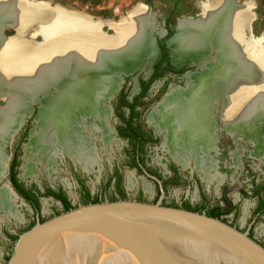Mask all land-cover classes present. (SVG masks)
Segmentation results:
<instances>
[{
    "label": "bare ground",
    "instance_id": "1",
    "mask_svg": "<svg viewBox=\"0 0 264 264\" xmlns=\"http://www.w3.org/2000/svg\"><path fill=\"white\" fill-rule=\"evenodd\" d=\"M220 1L215 0L204 5L206 12L217 8ZM9 9L11 23L17 25L18 34L14 37H6L0 31V100L5 103L4 107L0 106V180L4 172V160L7 157L6 144L13 132L12 116L14 112L25 114L28 110L23 92L31 90L33 95L30 97H34L36 93L42 92L38 90L39 87H43L44 92L54 88L55 93L53 98L43 102L37 120L38 126L28 144L33 158L22 166V169L24 168L25 172L31 175L36 164L41 163L49 169L51 165L54 166V158L68 154L76 163L81 164L85 171L93 172L98 166L99 157L89 133L98 134L108 145L114 141V136L106 123L109 112L104 106V100L111 96L121 76L119 75V78L118 75L109 73L107 68L104 74L112 76L109 87L102 98L96 101L97 91L102 85L101 79L94 76L92 69L95 66L104 68L106 64L94 65L91 62L94 60L95 52L99 48H105L107 55L115 62L114 69L129 74L140 66L138 58L141 53L147 54L151 59H157L158 48L154 41L145 35L144 23L134 25L132 22L133 19L142 16L145 8L143 6L134 8L128 17L121 18L118 22L95 19L83 13L68 11L42 2L0 0V13H7ZM227 12L231 16V22H224L223 25V28L227 29L225 36L229 40L227 45L229 48L234 46L238 50L240 47L235 43L241 42L249 50L254 48L253 54L257 62L248 65L254 71L258 64L264 65L262 56L264 46L252 34H245L250 28L252 16L245 5L236 9L231 7ZM187 20L189 23L186 27L190 33L191 31L202 33L201 27L191 24L200 18L192 20L187 18ZM104 25L112 27L115 34L108 35L104 32L102 29ZM27 28H34L31 37L39 34L42 36V41L25 42L23 35ZM188 33H185V36ZM132 36H137L135 42L128 44L127 40ZM169 45L176 64L191 59L188 58L190 54L182 53L178 39L169 41ZM128 50L130 51L126 54ZM212 50L214 52V47ZM212 50L203 52L204 57L208 55L207 52L212 53ZM241 57L243 58L244 55L241 54ZM220 68L217 62L211 64L201 75H190L186 89L176 87L171 89L148 116L158 130H164L163 147L172 157L184 166L187 158H193L196 168L204 171L208 182H211L217 174L213 165H208L213 161L211 152L217 151L215 146L219 137L217 122H221L228 133H240L247 140L252 141L256 156L261 155L262 151L258 132L254 129L256 125L253 121L256 118L253 116L264 122V110L257 108V105L263 104L264 91L260 88L258 94L260 100L257 98L255 104H251L249 112L247 106L246 110L242 111L231 108L236 102V95L227 93L225 96L227 107L217 119L213 114L217 113L215 96L217 90L224 87L223 82L217 77ZM67 70L70 74L66 79L67 76L62 77L61 74ZM128 181L131 184L130 176ZM17 202L18 198L9 188L6 186L0 188V210L3 211L4 217L16 219L20 217L16 208L20 205Z\"/></svg>",
    "mask_w": 264,
    "mask_h": 264
},
{
    "label": "rangeland",
    "instance_id": "2",
    "mask_svg": "<svg viewBox=\"0 0 264 264\" xmlns=\"http://www.w3.org/2000/svg\"><path fill=\"white\" fill-rule=\"evenodd\" d=\"M34 1V0H29ZM51 6H59L61 8L67 9L68 11H74L83 13L85 15L91 16L95 19H100L104 21H114L118 22L121 18L128 17L134 8L138 6H143L145 12L142 16H138L137 19H133L132 22L134 25L143 24L146 26L145 35L147 38L151 39L155 43V38L158 44H162L165 39L174 34L173 39H178L179 43L182 46V53L184 55H191L188 58H198L201 54V57H204L203 52L212 50L214 47V54L216 55V60L220 65V71L217 73V77L221 82H223V88L217 90L216 92V104L217 113H213L214 116L220 118V114L223 113L226 109V94L231 93L236 95L235 104L231 105L233 109L246 110L248 107V112L250 111L251 104H255V100H260L258 94L259 90L264 91V65L258 64L257 68L253 71L248 66L249 64H255L257 62L254 48L250 50L241 42H236V45H239L240 49L236 50L233 46L232 48L228 47L229 40L225 38L226 30L223 28L224 22H231V16H229L227 11L231 7L235 9L241 5L247 6V11L251 14L252 20L250 23V28L246 30L245 34L250 35L257 39L261 45L264 46V0H221L217 8L211 10H205L204 5L213 3L215 0H43ZM200 16V17H198ZM203 16V17H202ZM198 21H193L194 26L201 27V34L192 32L187 29L189 19H198ZM202 17V18H201ZM186 21V22H185ZM183 22V25L181 23ZM190 24V25H191ZM27 26V22H25ZM17 25L11 23V11L8 10L7 13H0V31L6 37H14L18 34ZM28 29V28H27ZM26 29V30H27ZM103 31L108 35L115 34V30L109 25H104L102 27ZM3 30V31H2ZM189 32V33H188ZM34 28H29L26 33L23 35L25 42L27 40H34L36 43L42 41V36L35 34L33 37ZM185 33L188 35L185 36ZM135 37L132 36L127 40L128 44L135 42ZM232 39V36H231ZM211 45H213L211 47ZM132 49V48H130ZM171 49V48H170ZM130 50L126 52L128 54ZM264 53V52H263ZM209 55L210 52H207ZM241 54L244 55L245 59L241 57ZM141 55H139L140 66L134 72H128L129 74L122 75V81L119 83V88L113 93L109 102L107 99L104 100L105 108H108L109 118L106 122L109 126L111 133L114 136V141L111 144H105V142L99 137L98 134H90V138L95 147V152L99 157L98 166L93 172H88L83 169L81 164L76 163V161L68 154H62L58 158H54V166L51 165L48 169L43 166L41 163L36 164L34 167V173L31 175L27 174L22 169L21 166L28 164L29 160L33 158L31 154V147L27 142L30 137V129L38 126V122L35 123V116L40 115V111L43 108V102L54 97L55 89L51 88L48 92H44L43 87H39L38 90L42 91L41 93H36L34 97L33 92L25 90L23 94L25 95L27 112L25 114L16 113L12 116L13 119V130L15 125H19L21 118L24 116L21 121L19 128L12 132V137L8 138L5 152L8 157L12 155L13 151H16L20 155V167H19V177L27 185L36 188L39 192L45 193L46 190L51 189L55 191H63L67 197L70 199L73 205H78L82 202L83 198V184L88 187L91 194L95 197L102 199H110L112 196L116 195L114 188V183L112 182V177L115 171L121 172L122 185L127 193L129 198L139 199L138 196L140 193L143 194L144 200L153 201L154 196L151 192L144 191V187L150 186L154 187V183L146 175L137 171V168L131 162V157L133 156V145L130 144L127 140L119 138L116 133V125L118 123V118L114 114V107L116 103L117 93L120 89H123L127 94L128 98L132 100L140 91V79L147 80L153 71V60L149 58L147 54L141 60ZM193 55V56H192ZM264 58V54H262ZM92 64H101L105 63L104 68H95L92 69L94 76H97L101 79L102 88L97 91L96 101L102 98V95L106 92L109 87L110 77L105 75L107 68L109 73H115V62L107 55L105 48H99L95 52L93 57ZM185 61V60H183ZM264 64V61H263ZM114 70V72H110ZM134 70V69H133ZM70 71L67 70L62 72L61 76L69 78ZM120 78V76H119ZM65 79V80H66ZM185 78L182 75H176L173 73L164 72V74L156 78L155 82L151 85L148 92L144 98L140 99V104L136 107V118L134 123H140L147 130L153 133L154 136L160 138L159 142L154 143L153 141L148 143H143L142 147V156L145 159L146 165L152 168L155 171H158L160 175H165L167 164L172 162V155L167 149L162 146L163 138L161 134L154 132V124L148 118V114L156 107L158 103L162 101L166 93H169L170 88H175L177 86H184ZM256 82V84H254ZM250 83L249 85H246ZM49 84V83H48ZM46 89V88H45ZM236 92V93H235ZM264 93V92H263ZM36 100V101H35ZM38 100V101H37ZM40 100V102H39ZM35 102V103H34ZM263 104L257 105L258 109L263 108L264 110V99H262ZM31 103L32 107H31ZM4 102L0 100V106L4 107ZM25 104V103H24ZM41 104V105H40ZM108 104V106H107ZM250 105V106H249ZM255 106V105H254ZM253 106V107H254ZM40 107V109H39ZM230 107V106H229ZM39 109V112H38ZM32 111V112H31ZM31 112V113H30ZM128 112V111H127ZM30 113V114H29ZM38 113V114H37ZM28 114V115H27ZM252 117V115H250ZM253 122H255L254 129L258 132L259 140L261 142V133L264 135V131L259 132L257 126L258 124H264V122L257 119L256 116H253ZM252 118V119H253ZM38 120V117H37ZM105 123V124H106ZM36 125V126H35ZM218 127V141L215 143L217 147V152L219 149V141L221 140V147H223V153L220 155L221 158L227 157V152L233 148L232 138H238L236 140L237 148L231 152V156L234 161H236L241 150V141L251 144L253 150L251 155L254 158H260L261 155L256 156L254 154V144L252 141L247 140L240 133H228L225 128L222 126L221 122H217ZM34 129V130H35ZM223 129L224 131H220ZM35 134V131L32 132ZM148 134V133H147ZM32 135V136H33ZM31 136V138H32ZM230 136V137H229ZM234 140V139H233ZM241 140V141H240ZM231 146V147H227ZM262 148V147H261ZM217 157V156H216ZM245 158H248L245 156ZM35 163V160H33ZM182 174H188L187 170H181ZM132 178L131 184L128 181V177ZM111 178V179H110ZM110 179L109 186L106 187L108 180ZM144 179L147 181H144ZM1 183V181H0ZM68 185H67V184ZM147 184V186H146ZM181 186L175 190H170L167 197L164 198L166 205H170L175 200L181 201L182 199L193 198L189 195L190 188ZM214 199V197H212ZM18 205L19 201L17 202ZM19 215L24 214L32 222L34 221V212L32 208L26 209L25 206L16 207ZM62 204L55 197L49 195H43L41 198V215L43 218H49L54 215L56 212L62 210ZM1 214L3 212L0 211ZM243 215V214H241ZM4 217V214L1 215ZM8 218V219H7ZM22 218V216L20 217ZM16 218L7 217L4 219L5 222L9 221V225L21 226L23 223L15 220ZM262 223V222H261ZM259 225V224H258ZM261 225V224H260ZM260 231V230H259ZM261 240L264 239V235L259 237Z\"/></svg>",
    "mask_w": 264,
    "mask_h": 264
},
{
    "label": "water",
    "instance_id": "3",
    "mask_svg": "<svg viewBox=\"0 0 264 264\" xmlns=\"http://www.w3.org/2000/svg\"><path fill=\"white\" fill-rule=\"evenodd\" d=\"M173 36L166 41L168 47ZM169 54L176 67L190 64L200 69L186 71L183 76L201 75L218 62L213 50L181 64L175 63L172 49ZM144 56L142 53L140 61ZM115 73L121 76L120 82L126 75L118 69ZM34 129H30L27 146ZM9 158L4 160V169ZM8 188L19 198L10 184ZM7 264H264V245L248 231L205 212L166 205L161 199L128 197L79 203L43 221L38 219L18 236Z\"/></svg>",
    "mask_w": 264,
    "mask_h": 264
},
{
    "label": "flooded vegetation",
    "instance_id": "4",
    "mask_svg": "<svg viewBox=\"0 0 264 264\" xmlns=\"http://www.w3.org/2000/svg\"><path fill=\"white\" fill-rule=\"evenodd\" d=\"M167 39H165V43ZM157 46H158L159 55L157 59L153 60L154 62H153L152 74L155 71V67H154L155 64H161L162 67L165 64H172L174 67H176L171 61L170 54H169L170 63H168L167 61L160 62V59L162 58L163 55V51L161 49L160 44H158V42H157ZM168 49L170 53V48L168 47ZM176 68L178 69L183 68L184 70L183 72L170 70L168 71V73H173L179 76L182 75V77L185 78L184 86L182 87H186V82H187L186 79L187 76H189V75L183 76V74L186 71L198 72L200 70L196 65H190V64H185L181 67H176ZM155 80L152 82V84L155 82ZM178 87L180 86H177L176 88ZM171 89L172 88H170V90ZM121 90L122 89H120L119 92L117 93L116 103L114 107V114L118 118V123L115 127L116 133L119 136V138L127 140L130 144L133 145V156L131 157L132 160L131 162L135 164L134 166L137 168V171L142 173L143 175H146L149 179L153 181L154 187L150 186V189L144 187V191L146 190L148 192H151L152 195L154 196L153 201L156 202L161 199L162 203L166 204L164 198L167 197L170 190L181 188L182 185L187 187L188 185L189 186L188 188H190L189 195H191L192 193L191 197L194 198L192 200L182 199L181 201L178 202L175 200L170 205L183 207V208L189 206L192 210L205 212L206 214L211 216H217L218 218H221L222 220L230 223L231 225L240 228L242 231H248L250 236L256 238L260 243L264 245V239L261 240L259 238L262 235H264V135L261 133L262 131H264V125L257 126L259 132L261 133V138H262L260 142V146L262 147L260 158H254L251 155V151L253 150L251 144H247L246 142H242L240 140L241 150L239 152V156L237 157L236 161H234L231 156V152L237 148L236 140L239 137L232 138L233 136L232 137L229 136L232 141L233 148H231L227 152L228 154L227 157L224 158L220 157L224 149L223 147H221V140L218 143L219 144L218 152L217 151L211 152V157L213 161L209 162L208 165H213L217 173L216 177L212 179L211 182H208L206 180L204 171H199L196 168V163L193 158H187L184 166L181 165L179 162H177L173 157H171L172 162L166 165L167 167V170L165 172L166 174L163 176L160 175L158 171H155L149 166H147L145 159L142 156L141 146L143 145V143H148L151 141L156 143L160 141L159 140L160 138L154 136L153 133L150 131V129L147 130L140 123H134V120L137 116L136 108L133 113L134 116L132 120V125L133 128H135V130L139 131V136L136 139L137 141L132 142L129 138L121 137L118 133V126L126 127V125L122 123V119L120 118L121 112L125 113L126 117H128L131 114V111L128 108H123L122 110L116 109V104L118 102V99L121 97L120 94ZM140 90H141V85H140ZM149 114L147 116H149ZM153 124H154L153 126L154 132L161 134L163 138V142H162V146H163L165 140V132L164 130L161 129L158 130L156 128L155 123ZM220 131H224V130L220 129ZM134 146H135V150H134ZM227 147H231V146H227ZM14 154L15 151L12 152V155L8 159V163L3 172V178L0 180L1 181L0 188L3 186H6L8 188V184H10L12 188L18 193V197H19L18 201L19 204L21 203L20 206H25L26 209H28L29 207L32 208L35 214L33 222L36 223L38 219L41 220L43 218L41 215V211H42L41 198L43 197V195L40 196L39 191L36 188L25 184L20 179L19 172L16 173V171L19 170L20 164L14 165ZM245 156L249 157V159L245 158ZM18 160H20V156H18ZM181 170H187L188 174H182ZM116 172H118V174L122 176L121 172L115 171V173ZM14 173H16V177L18 178V183L23 186L24 191L31 189V192H33L35 195H38V200L40 204L39 210L37 209L36 203L32 202L30 199H28L25 196V192L22 191L19 192L15 188L13 184ZM115 173L112 177L114 188L116 187V179H117ZM144 181L146 180L144 179ZM142 197L143 194L140 193L138 198H142ZM212 197H214V199ZM32 199H34V196ZM19 213L21 212L19 211ZM1 215L3 214L0 213V264H7L18 236L23 231L30 228L32 221L29 220L28 217H26L24 214H21L22 218H20L21 216L19 215L20 217L18 218V220L17 219L15 220L23 224L21 226L18 225L11 226L8 224L9 221L5 222L6 220L4 219L6 217L3 218V216ZM11 218L13 219L14 217Z\"/></svg>",
    "mask_w": 264,
    "mask_h": 264
},
{
    "label": "trees",
    "instance_id": "5",
    "mask_svg": "<svg viewBox=\"0 0 264 264\" xmlns=\"http://www.w3.org/2000/svg\"><path fill=\"white\" fill-rule=\"evenodd\" d=\"M160 46H161V49L163 51V55H162V58L160 59V62L161 61H167L168 63H170L169 49H168L165 41L162 44H160ZM160 66H161V64H155L154 65L155 71H154V73L151 75V77L148 80L140 79L141 90H140L139 94L136 95L133 98V100H130L127 97V94L124 92L123 89L121 90V93H120L121 97L118 99V102L116 104V109L117 110H122L123 108H128L131 111V114L128 117L125 116V113L121 112V114H120V118L122 119V123L126 125V127L125 126H118V133H119V135L121 137L129 138L132 142L137 141L136 139L139 136V131H137V130H135V128H133V125H132V120H133V116H134L133 113H134L135 108L137 107V105L140 104V99L146 95V93H147L148 89L150 88L152 82L156 78L162 76L164 74V72H168L170 70L171 71L183 72V70H184L183 68L178 69V68L174 67L172 64H165L163 67L161 66V68H160ZM151 139H153V138H151ZM134 150H135V146H134ZM18 156H20V155L15 151V154H14V165H19L20 164V160H18ZM17 172L18 171H16V173ZM16 173H14V177H13V184H14L15 188L19 192L20 191L25 192V196L28 199H30L32 202L36 203L37 209L39 210L40 204H39V200H38V195H35L33 192H31V189L27 190V191H24L23 190V186L18 183V178L16 177ZM115 176L117 177V179H116V187H115L116 188V190H115L116 191V195L112 196L110 198V200L128 198V196H127V194H126V192H125V190L123 188V185H122V176L119 175L118 172L115 173ZM110 179L108 180V182L106 184V187H108L109 183H111ZM39 194H40V196L41 195L53 196L57 200H60L61 203L63 204L62 210H68V209H71V208L76 206V205H73L71 203V201L67 197V195L61 190L60 191H55V190L48 189V190H46L45 193H40L39 192ZM33 196H34V199H32ZM103 200H105V199L93 196L91 194L90 190L88 189V187L83 184V198H82V202L81 203L98 202V201H103ZM139 200H144V199L139 198ZM184 208L191 209L189 206L184 207ZM61 211H58L55 214H58ZM214 217H217V216H214ZM41 220L43 221V220H45V218H42ZM34 224H35V222H32L30 227L32 225H34Z\"/></svg>",
    "mask_w": 264,
    "mask_h": 264
}]
</instances>
